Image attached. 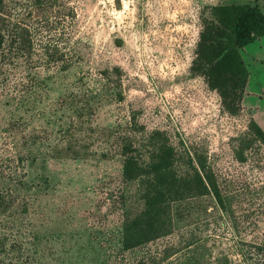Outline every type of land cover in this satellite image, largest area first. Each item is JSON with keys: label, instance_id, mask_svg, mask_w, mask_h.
<instances>
[{"label": "rangeland", "instance_id": "374dc122", "mask_svg": "<svg viewBox=\"0 0 264 264\" xmlns=\"http://www.w3.org/2000/svg\"><path fill=\"white\" fill-rule=\"evenodd\" d=\"M9 1L48 53L0 68V264H264V144L250 131H264V37L241 50L249 79L235 111L192 71L215 7L264 13V0ZM72 124L76 155L62 142ZM155 131L185 172L205 163L223 207L211 195L182 203L169 235L126 251L123 222L142 202L119 146Z\"/></svg>", "mask_w": 264, "mask_h": 264}, {"label": "trees", "instance_id": "16d2710c", "mask_svg": "<svg viewBox=\"0 0 264 264\" xmlns=\"http://www.w3.org/2000/svg\"><path fill=\"white\" fill-rule=\"evenodd\" d=\"M36 3L38 10L40 0ZM11 7L9 0L8 3L0 0V68L6 61L29 56L34 50L42 52V55L48 53V44L34 37L41 31L38 25L19 20L14 14L20 8L16 5ZM213 11L217 23L204 25L192 71L202 75L208 87L219 93L227 109L235 111L249 79L241 50L264 37V13L257 5L249 4L217 6ZM88 109L91 105L78 113ZM74 129L73 124L65 129L62 142H67V151L76 155L78 141L73 136ZM250 131L254 140L264 144V131L256 122L251 121ZM66 133L69 137L65 136ZM148 139L141 146L146 148V159H142L141 147L128 138H123L119 146L124 182L135 188V194L142 202V209L136 215H127L123 222L121 244L126 251L169 235L174 227L173 209L183 212L182 203L211 195L223 207L220 191L205 163L199 162L195 167L190 159L188 167L193 173L185 172L184 164L178 162L174 148L161 132H153ZM236 158L239 162L245 161L242 151L237 152ZM192 243L190 241L187 245Z\"/></svg>", "mask_w": 264, "mask_h": 264}]
</instances>
